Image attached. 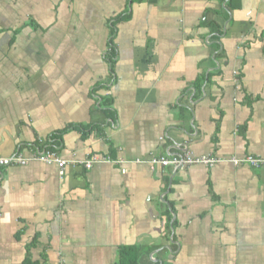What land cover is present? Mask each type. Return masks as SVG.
<instances>
[{"label":"crops","instance_id":"obj_1","mask_svg":"<svg viewBox=\"0 0 264 264\" xmlns=\"http://www.w3.org/2000/svg\"><path fill=\"white\" fill-rule=\"evenodd\" d=\"M42 138L69 163L0 169V264H264V166L143 161L264 157V0H0V156Z\"/></svg>","mask_w":264,"mask_h":264},{"label":"built area","instance_id":"obj_2","mask_svg":"<svg viewBox=\"0 0 264 264\" xmlns=\"http://www.w3.org/2000/svg\"><path fill=\"white\" fill-rule=\"evenodd\" d=\"M39 143L41 145V149L34 152L31 156H25L21 152L13 153L10 156H0V169L10 166V165H24L30 160H38L46 163H55L59 168L60 176H63L65 173V169L67 164L69 163L68 159L64 158L60 155V153L52 147V139H40ZM147 162L152 169H154L157 165L161 166H173L175 170L182 169L184 167H188L193 164H204L207 166H214L219 162L229 161L234 166L239 165H248L251 167L260 168L264 166V157L248 154L243 157L232 156L229 158L212 154V155H201V156H193L189 153H185L183 155L178 156H152L147 160H143ZM83 163L88 169L92 167L94 163H122L123 160H117L112 158V156H104L100 157L99 155H91L86 160L79 161ZM125 172V170H122Z\"/></svg>","mask_w":264,"mask_h":264},{"label":"trees","instance_id":"obj_3","mask_svg":"<svg viewBox=\"0 0 264 264\" xmlns=\"http://www.w3.org/2000/svg\"><path fill=\"white\" fill-rule=\"evenodd\" d=\"M113 40V39H112ZM112 44V42H111ZM110 44V59L112 60V64H114L113 61V57H114V49L113 46H111ZM136 250H138L137 247H129V246H125L120 250V259H119V263L120 264H139V260H140V256L133 254V252H135ZM31 259H28V264H30Z\"/></svg>","mask_w":264,"mask_h":264}]
</instances>
